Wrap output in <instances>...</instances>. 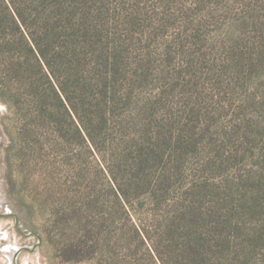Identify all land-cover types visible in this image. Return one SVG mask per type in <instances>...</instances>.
<instances>
[{
    "label": "trees",
    "instance_id": "16d2710c",
    "mask_svg": "<svg viewBox=\"0 0 264 264\" xmlns=\"http://www.w3.org/2000/svg\"><path fill=\"white\" fill-rule=\"evenodd\" d=\"M260 59L264 0H0V101L97 168L111 264H264Z\"/></svg>",
    "mask_w": 264,
    "mask_h": 264
},
{
    "label": "rangeland",
    "instance_id": "374dc122",
    "mask_svg": "<svg viewBox=\"0 0 264 264\" xmlns=\"http://www.w3.org/2000/svg\"><path fill=\"white\" fill-rule=\"evenodd\" d=\"M226 22L215 25L214 37L231 34L232 26L235 30V23ZM259 64L253 88L264 97V59ZM6 112L0 101V264H111L104 240L96 247L87 239L90 224L107 226L93 221L103 217L106 206L83 205L84 197L73 191L86 182L78 177L83 166L92 172L90 178L97 168L91 162L65 164L56 134L24 126Z\"/></svg>",
    "mask_w": 264,
    "mask_h": 264
}]
</instances>
